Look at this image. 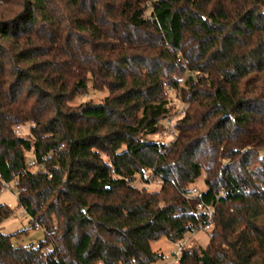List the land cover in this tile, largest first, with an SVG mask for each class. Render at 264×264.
Listing matches in <instances>:
<instances>
[{"label": "trees", "instance_id": "trees-1", "mask_svg": "<svg viewBox=\"0 0 264 264\" xmlns=\"http://www.w3.org/2000/svg\"><path fill=\"white\" fill-rule=\"evenodd\" d=\"M202 176L213 227L178 264H264V0H0V190L45 236L0 233V264H158L207 222Z\"/></svg>", "mask_w": 264, "mask_h": 264}, {"label": "rangeland", "instance_id": "rangeland-1", "mask_svg": "<svg viewBox=\"0 0 264 264\" xmlns=\"http://www.w3.org/2000/svg\"><path fill=\"white\" fill-rule=\"evenodd\" d=\"M106 91H96L93 88H89V91L77 96L73 104H80L83 101H94L99 102L105 96ZM168 98L172 100L171 112L167 116L168 119L174 118L180 106H184L185 110L187 109V104L183 102L179 90L168 89ZM163 120V126L159 133L150 136L151 139H154L159 142L171 143L176 139L178 135L177 124L180 122L182 117L175 119L173 128L174 136H171L170 131L166 128L168 126V119ZM30 123H26L21 129L24 134H27L30 128ZM136 183L139 186H143L140 183V180L137 179ZM191 187H196L200 190H205L206 185L203 181V176L200 177L196 183L191 185ZM161 188V180L159 178H151V184L148 185L147 190L156 191ZM18 194L17 188L12 182L10 186L0 190V204H7L15 210L13 216L5 219L0 223V233L11 234L20 232V236H15L13 242L15 244L29 245L34 243L37 245L42 239H44V230L42 228H30V216L25 212L23 207H20L18 204ZM212 230L199 228L198 230L189 232L185 235L184 239L179 241H171L166 237L161 238L158 241L152 243V247L155 251L162 254L164 257L159 260L158 264H178L182 250L184 249H196L199 247H206L209 241V232Z\"/></svg>", "mask_w": 264, "mask_h": 264}, {"label": "built area", "instance_id": "built-area-1", "mask_svg": "<svg viewBox=\"0 0 264 264\" xmlns=\"http://www.w3.org/2000/svg\"><path fill=\"white\" fill-rule=\"evenodd\" d=\"M168 89H170V88H168ZM185 113H186L185 107L180 106L178 109V113L174 118H171V119L167 118L168 119V126L166 128L170 131L171 136H174L173 132L175 131V129L173 128V125L175 123V119H177L178 117H183L185 115ZM20 132H21V129H20V127H18L16 129V133H20ZM167 144H169V143H167ZM29 164L33 165V166H37L36 160L34 158H31L29 160ZM37 167L42 168V166H37ZM8 186H10V185H8ZM8 186H5L4 188H6ZM204 191L205 190H200L196 187H191L186 196H187V198L195 199L198 201L199 212H203L207 216V222L204 225H202L201 228L210 229L213 227V219L215 217L216 208L206 204V202L204 201ZM17 194H18V190H17ZM193 231H195V230H193Z\"/></svg>", "mask_w": 264, "mask_h": 264}]
</instances>
